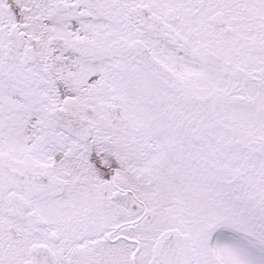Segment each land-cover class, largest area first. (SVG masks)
Returning <instances> with one entry per match:
<instances>
[{"label":"snow or ice","instance_id":"6c2138e0","mask_svg":"<svg viewBox=\"0 0 264 264\" xmlns=\"http://www.w3.org/2000/svg\"><path fill=\"white\" fill-rule=\"evenodd\" d=\"M0 264H264V0H0Z\"/></svg>","mask_w":264,"mask_h":264}]
</instances>
